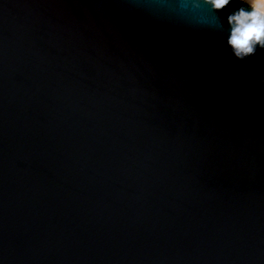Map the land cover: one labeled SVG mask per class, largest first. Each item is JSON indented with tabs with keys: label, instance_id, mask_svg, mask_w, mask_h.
I'll return each instance as SVG.
<instances>
[{
	"label": "water",
	"instance_id": "95a60500",
	"mask_svg": "<svg viewBox=\"0 0 264 264\" xmlns=\"http://www.w3.org/2000/svg\"><path fill=\"white\" fill-rule=\"evenodd\" d=\"M241 7L0 0V264H264Z\"/></svg>",
	"mask_w": 264,
	"mask_h": 264
},
{
	"label": "clouds",
	"instance_id": "9594fccd",
	"mask_svg": "<svg viewBox=\"0 0 264 264\" xmlns=\"http://www.w3.org/2000/svg\"><path fill=\"white\" fill-rule=\"evenodd\" d=\"M178 2L194 8L207 4L215 12H221L230 0H178ZM245 3L251 10L241 7L230 13L227 18L230 25L228 44L235 57L240 60L255 54L258 47L264 49V0H245Z\"/></svg>",
	"mask_w": 264,
	"mask_h": 264
},
{
	"label": "rangeland",
	"instance_id": "374dc122",
	"mask_svg": "<svg viewBox=\"0 0 264 264\" xmlns=\"http://www.w3.org/2000/svg\"><path fill=\"white\" fill-rule=\"evenodd\" d=\"M243 1H245V0H243Z\"/></svg>",
	"mask_w": 264,
	"mask_h": 264
}]
</instances>
